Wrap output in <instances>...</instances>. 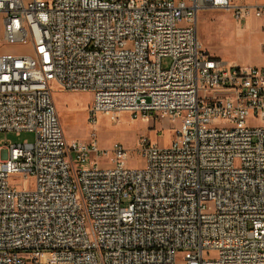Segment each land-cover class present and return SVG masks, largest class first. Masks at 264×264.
Returning <instances> with one entry per match:
<instances>
[{
    "label": "built area",
    "instance_id": "2783aa9c",
    "mask_svg": "<svg viewBox=\"0 0 264 264\" xmlns=\"http://www.w3.org/2000/svg\"><path fill=\"white\" fill-rule=\"evenodd\" d=\"M205 11L264 20L234 0H0V133L35 134L0 146V264H264V67L211 55ZM54 86L91 92L94 121H174L173 140L142 137L135 169L121 143L68 142Z\"/></svg>",
    "mask_w": 264,
    "mask_h": 264
},
{
    "label": "rangeland",
    "instance_id": "374dc122",
    "mask_svg": "<svg viewBox=\"0 0 264 264\" xmlns=\"http://www.w3.org/2000/svg\"><path fill=\"white\" fill-rule=\"evenodd\" d=\"M234 2L239 3L237 0ZM248 22V19L237 20L230 13L202 12L198 19L200 42L211 55L225 62L264 67L262 49L264 22L256 18L251 19L250 23L254 27L263 23L256 31L248 29ZM2 27V21H0V37ZM171 63V59L167 58L162 64L164 67H169ZM52 93L68 142H89L95 135L99 148L105 151L110 150L115 143H121L129 150L125 164L131 169L142 165L137 152L142 137H149L151 142L159 147H167L173 140V132L177 126L174 121L162 117L133 118L130 113H119L115 115V118H112V115L98 114L94 121L95 118L90 114L93 99L91 92L66 91L59 86H54ZM250 124L256 126L257 121L251 120ZM25 141L33 143L35 134L30 132H22L20 135L14 132L0 133V146L5 148L10 142L21 144ZM0 154L4 157L6 150L3 149ZM101 156H104L100 159L101 165L112 163V152H109L107 156L105 154Z\"/></svg>",
    "mask_w": 264,
    "mask_h": 264
},
{
    "label": "crops",
    "instance_id": "0c3cea01",
    "mask_svg": "<svg viewBox=\"0 0 264 264\" xmlns=\"http://www.w3.org/2000/svg\"><path fill=\"white\" fill-rule=\"evenodd\" d=\"M237 1H239V3H243V4H255V3H258V4L264 5V0H237ZM259 21L264 22V20H259ZM250 22H251V19L248 22L249 23V28L248 29L255 30V31H256V29L258 30L261 27V25L263 24L262 23L261 25H259L257 27H254ZM263 43H264V41H263Z\"/></svg>",
    "mask_w": 264,
    "mask_h": 264
},
{
    "label": "bare ground",
    "instance_id": "6f19581e",
    "mask_svg": "<svg viewBox=\"0 0 264 264\" xmlns=\"http://www.w3.org/2000/svg\"><path fill=\"white\" fill-rule=\"evenodd\" d=\"M202 45V44H201Z\"/></svg>",
    "mask_w": 264,
    "mask_h": 264
}]
</instances>
